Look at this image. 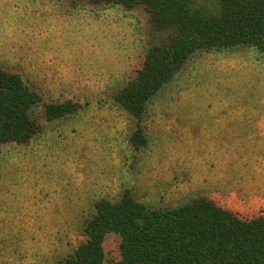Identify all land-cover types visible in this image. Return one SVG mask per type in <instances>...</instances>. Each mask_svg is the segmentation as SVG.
<instances>
[{
	"label": "rangeland",
	"instance_id": "374dc122",
	"mask_svg": "<svg viewBox=\"0 0 264 264\" xmlns=\"http://www.w3.org/2000/svg\"><path fill=\"white\" fill-rule=\"evenodd\" d=\"M166 35L143 6L0 0V66L42 97L34 137L1 147L0 264L63 263L87 241L95 204L126 192L152 210L204 198L264 216V54L197 51L138 121L114 98ZM66 101L74 113L48 120L45 107ZM120 243L106 236L105 264H120Z\"/></svg>",
	"mask_w": 264,
	"mask_h": 264
},
{
	"label": "trees",
	"instance_id": "16d2710c",
	"mask_svg": "<svg viewBox=\"0 0 264 264\" xmlns=\"http://www.w3.org/2000/svg\"><path fill=\"white\" fill-rule=\"evenodd\" d=\"M128 10L143 6L156 33L137 77L115 102L141 120L149 101L197 51L254 47L264 54V0H98ZM217 8V9H216ZM216 9V10H214ZM42 97L18 73L0 66V152L38 132L34 110ZM72 101L45 107L48 120L74 113ZM136 148L146 145L137 131ZM87 241L61 264H105L107 235L120 236V264H264V216L243 220L201 198L173 210H152L126 192L119 201L99 200L84 229Z\"/></svg>",
	"mask_w": 264,
	"mask_h": 264
}]
</instances>
